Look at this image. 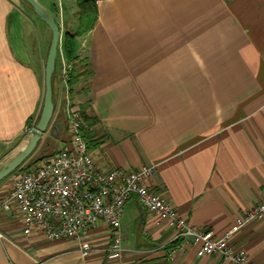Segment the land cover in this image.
Instances as JSON below:
<instances>
[{"label":"crops","instance_id":"crops-1","mask_svg":"<svg viewBox=\"0 0 264 264\" xmlns=\"http://www.w3.org/2000/svg\"><path fill=\"white\" fill-rule=\"evenodd\" d=\"M36 1L63 32L75 30L76 0ZM94 1V26L74 39L76 82L68 94L96 120L87 132L94 166H154L144 185L190 226L221 238L264 198V0ZM23 6L0 0V169L27 143L43 93ZM57 74L56 143L70 150L60 55ZM9 189L0 182V201ZM120 233V262L106 258L104 223L88 231L92 253L83 259L75 240L25 235L12 207L0 213V264H227L198 258L189 242L169 261L172 230L135 199L123 208ZM229 245L264 264V221L234 233Z\"/></svg>","mask_w":264,"mask_h":264},{"label":"built area","instance_id":"built-area-1","mask_svg":"<svg viewBox=\"0 0 264 264\" xmlns=\"http://www.w3.org/2000/svg\"><path fill=\"white\" fill-rule=\"evenodd\" d=\"M69 68L60 54V79L66 94L64 114L73 148L59 149L41 165L16 171L7 196L0 201V213L14 207L25 235L39 233L50 241L79 242L83 259L92 253L85 239L88 231L104 223L110 230L106 258L120 262L124 256L120 233L123 208L135 199L144 211L172 230V246L166 252L169 261L189 242L198 258L218 256L227 264H252L244 251L229 245V240L249 223L264 221V198L241 215L224 236L216 238L210 231L190 226L161 195L144 185L153 176L154 166L128 172L98 170L83 137L89 126L68 99Z\"/></svg>","mask_w":264,"mask_h":264},{"label":"water","instance_id":"water-1","mask_svg":"<svg viewBox=\"0 0 264 264\" xmlns=\"http://www.w3.org/2000/svg\"><path fill=\"white\" fill-rule=\"evenodd\" d=\"M20 1L27 4L34 15L48 28L51 34V40L44 67V97L39 118L35 125L30 129L29 137L24 147L0 169V182L19 169L35 151L39 142L49 129L55 108L52 98V76L55 71L57 50L60 44V27L36 0ZM50 135L57 138V125L51 128Z\"/></svg>","mask_w":264,"mask_h":264},{"label":"rangeland","instance_id":"rangeland-1","mask_svg":"<svg viewBox=\"0 0 264 264\" xmlns=\"http://www.w3.org/2000/svg\"><path fill=\"white\" fill-rule=\"evenodd\" d=\"M53 1V3L56 4L57 0H51ZM24 10L26 12V15L28 18L33 20V27L35 31L34 35H33V48H32V61L35 63V61L37 60L38 62H40V67L37 68V71L39 73V77L42 83V99H41V107H40V111L39 114L41 112L42 109V102H43V97H44V66H45V60H46V56H47V51L49 48V44H50V40H51V34L50 31L48 30V28L41 22L39 21V19L34 15V13L27 8L25 5L23 6ZM77 12V9H76ZM75 17L77 19L76 13H75ZM78 20V19H77ZM61 31V36H60V43L62 45V36H63V31L62 28H60ZM42 44V46L44 45V52H41L39 49V45ZM40 52V53H39ZM38 54L41 55V58L36 59ZM59 55H60V47L58 48V55H57V60L59 59ZM37 64V63H35ZM68 94H69V87H68ZM54 99H55V95H54ZM56 102V99H55ZM84 105V104H83ZM55 106V105H54ZM79 110V109H78ZM80 111V110H79ZM38 114V116H39ZM58 114H56L55 108H54V113H53V117L52 120L50 122L49 125V129L47 130V132L45 133V135L43 136V138L41 139V141L39 142L37 148L35 149V151L32 153V155L22 164V166L20 168L24 169L27 168L29 166H36V165H41L43 163L44 160L48 159L49 157L52 156V154H54L55 152H57L59 149L58 144L56 143V141L52 140V137L50 135V130L53 126H55L57 124V118ZM19 168V169H20ZM19 169H17L16 171H18ZM15 171V172H16ZM12 173L11 175H9L6 179H4L3 183H10L11 185V180L13 175L15 174Z\"/></svg>","mask_w":264,"mask_h":264},{"label":"trees","instance_id":"trees-1","mask_svg":"<svg viewBox=\"0 0 264 264\" xmlns=\"http://www.w3.org/2000/svg\"><path fill=\"white\" fill-rule=\"evenodd\" d=\"M23 5H25L27 8L31 10V8L20 1ZM76 6H77V12L76 16L78 19L77 26L75 30H64L63 36H62V50H63V56L65 59V62L67 65H69V75L70 79L68 82V87H69V93H71V87L75 84L76 82V77H75V55H74V39L76 37L82 36L83 34L87 33L92 27L94 26L96 19H97V7L95 4L94 0H76ZM32 11V10H31ZM57 55H58V50H57ZM57 58H56V66H55V71L52 76V98H53V104L55 105V86H56V80H57ZM88 108L87 104H84L81 106L80 109V115L82 120L87 123V125L90 127L95 123V119L89 117L86 114V110ZM56 126V125H55ZM52 137V136H51ZM85 141L87 142V146L90 149L91 147V142L90 138L87 134L83 135ZM58 139L52 137L53 141H56ZM53 155V154H52ZM50 158V157H49ZM22 169V168H20ZM172 244L169 245L171 247Z\"/></svg>","mask_w":264,"mask_h":264}]
</instances>
